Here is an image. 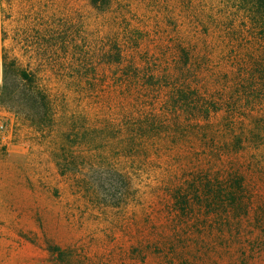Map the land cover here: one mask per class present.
Listing matches in <instances>:
<instances>
[{
	"label": "trees",
	"instance_id": "16d2710c",
	"mask_svg": "<svg viewBox=\"0 0 264 264\" xmlns=\"http://www.w3.org/2000/svg\"><path fill=\"white\" fill-rule=\"evenodd\" d=\"M83 1L79 26L67 27L54 10L23 30L38 67L5 54L0 105L70 181L54 189L57 222L129 205L134 218L123 231L129 247L115 245L113 226L88 242L50 244L52 262L251 264L264 251V0ZM137 13L154 20L151 31L131 24ZM157 34L166 35L162 47ZM62 55L82 101L113 92L118 103L94 114L68 109L45 84V66L56 70ZM183 148L194 150L197 170L171 163L146 193L144 169ZM122 160L133 166L122 169ZM145 195L159 198L162 220L154 199L141 203ZM95 243L108 253L90 259Z\"/></svg>",
	"mask_w": 264,
	"mask_h": 264
},
{
	"label": "rangeland",
	"instance_id": "374dc122",
	"mask_svg": "<svg viewBox=\"0 0 264 264\" xmlns=\"http://www.w3.org/2000/svg\"><path fill=\"white\" fill-rule=\"evenodd\" d=\"M170 5L173 6V1ZM54 10H60V19H63L69 28L72 23L79 26L86 13L83 0H5L6 20L1 39L0 88L5 54L24 66L38 67L36 54L33 49L27 48V43L33 37L26 41L23 30L36 23L35 26H37L38 19L47 17V13ZM143 14L139 16L137 13L136 17L133 16L134 14L131 15V24L142 28L152 26L154 20H144L141 18ZM154 39L159 47L164 46L167 41L166 35L162 34L154 35ZM257 52H264V43H261V48ZM59 63L60 66L56 70L52 66H45V84L58 100L63 101L64 105L68 102L66 104L70 105L68 109L89 110L94 114L95 108L105 111L106 106L114 107L118 103V96L113 92L106 94L98 103L82 101L71 85L67 70L68 60L65 55L61 56ZM56 73L61 75L58 76ZM0 116L4 118L6 124V129L0 134V264H54L53 257L48 251L50 244L67 247L80 241L88 242L89 233L103 237L102 230L113 226L118 228L115 231L117 235L115 245L124 244L129 247L131 238L124 232H131L134 218L133 205L127 206L123 211L108 210L103 215L82 216L80 212H76L72 219L62 214L63 219L60 223L54 219L52 210L62 209V204H59L60 200H58L61 197L59 194L61 190L56 192L54 189L57 186H68L69 179L60 176L51 154L34 143L32 131H17L19 128L17 121L9 109L0 105ZM193 153V149L183 148L162 157H154L155 162L150 164L153 167L149 172L148 169H144L138 184L148 193L149 187L155 183L157 176L163 173V168L171 163L190 167L196 171L197 167L192 159ZM177 154L182 158L181 161L173 160ZM131 165L133 166L126 160L119 163V167L125 170H128ZM71 197L69 189L63 202H70ZM153 199L156 205L153 215L156 220H162L163 214L159 211L162 206L158 197L152 198L145 195L141 203ZM137 209L140 220L146 223V212L149 209L143 204L138 205ZM101 247L105 246L95 243L88 250L87 257L92 259L99 257L101 253V255L107 254L108 251L101 250ZM115 254L118 255V252L116 251ZM114 259L112 263L118 260L115 257ZM89 264L98 263L90 262ZM251 264H264V251L257 255Z\"/></svg>",
	"mask_w": 264,
	"mask_h": 264
},
{
	"label": "built area",
	"instance_id": "2783aa9c",
	"mask_svg": "<svg viewBox=\"0 0 264 264\" xmlns=\"http://www.w3.org/2000/svg\"><path fill=\"white\" fill-rule=\"evenodd\" d=\"M6 13H5V0H0V51H1V39L3 27L5 25ZM6 129L5 120L0 116V134Z\"/></svg>",
	"mask_w": 264,
	"mask_h": 264
}]
</instances>
